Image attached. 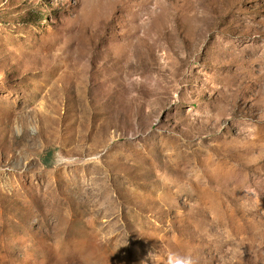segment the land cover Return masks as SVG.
Here are the masks:
<instances>
[{
  "label": "rangeland",
  "instance_id": "rangeland-1",
  "mask_svg": "<svg viewBox=\"0 0 264 264\" xmlns=\"http://www.w3.org/2000/svg\"><path fill=\"white\" fill-rule=\"evenodd\" d=\"M169 253L264 264V0H0V264Z\"/></svg>",
  "mask_w": 264,
  "mask_h": 264
},
{
  "label": "clouds",
  "instance_id": "clouds-1",
  "mask_svg": "<svg viewBox=\"0 0 264 264\" xmlns=\"http://www.w3.org/2000/svg\"><path fill=\"white\" fill-rule=\"evenodd\" d=\"M156 253H149L152 258ZM166 264H197L196 260L190 255H180L178 253H169L166 258Z\"/></svg>",
  "mask_w": 264,
  "mask_h": 264
}]
</instances>
